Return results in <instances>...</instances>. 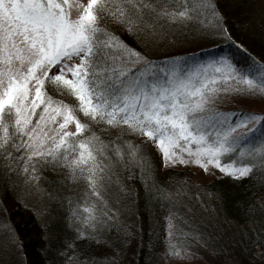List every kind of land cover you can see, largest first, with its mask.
Listing matches in <instances>:
<instances>
[{
	"label": "snow or ice",
	"instance_id": "1",
	"mask_svg": "<svg viewBox=\"0 0 264 264\" xmlns=\"http://www.w3.org/2000/svg\"><path fill=\"white\" fill-rule=\"evenodd\" d=\"M195 9L210 14V35L235 43L215 0L192 9L173 0H0V161L9 170L15 162L33 181L42 163L66 168L65 178L83 183L104 207L101 193L113 167L127 155L141 171L149 169V144L162 166H213L234 181L252 174L255 160L264 164V114L220 111L215 102L218 92L264 95V62L176 57L161 67L113 27L135 36L160 20H190ZM94 123L117 128L120 136L102 141ZM126 134L144 140L133 144L123 140ZM78 207L83 213L73 210V218L87 227H76L73 240L88 239L97 216L107 212L94 203ZM5 228L7 242L19 249L18 234ZM167 252L183 258L189 249L170 243Z\"/></svg>",
	"mask_w": 264,
	"mask_h": 264
},
{
	"label": "trees",
	"instance_id": "2",
	"mask_svg": "<svg viewBox=\"0 0 264 264\" xmlns=\"http://www.w3.org/2000/svg\"><path fill=\"white\" fill-rule=\"evenodd\" d=\"M173 2L187 3L192 9L204 0ZM215 3L235 43L210 35L207 29L213 21L201 9L193 10L190 20H160L153 25L154 31L145 28L135 36L119 26L113 27L122 40L161 67L165 58L176 57H194L207 63L231 55L238 65L250 63L251 57L264 62V34L258 27L252 31L247 27L256 0ZM192 63L188 61L189 65ZM219 99L215 107L220 111L258 112L245 109L246 105L235 100ZM115 130V135L100 132L102 141L119 137V130ZM133 137L124 135L123 140L135 144ZM116 144L127 153L121 139H116ZM147 152L151 154L149 169L141 171L136 159L127 155L121 166L113 167L114 192L106 187L101 194L107 206L97 203V209L103 207L107 216H97V226L88 229V239L75 240L76 227H87L73 218V210L81 212L74 204L82 194L80 188L70 185L66 194L65 176H58L61 170L40 164L43 172L38 173L40 177L35 173V180L42 179V184H46V195L56 197L54 203L62 196L68 197L66 207L58 205L52 217L42 221L25 193L35 189L36 184L26 180L27 189L20 192L18 179H24V175L15 170V162L9 170L0 161V217L15 230L21 242L19 249L8 243L6 229L0 224V264H165L163 249L170 243L189 249V254L179 258V264H264V164L260 160H255L253 173L239 181L223 176L201 185L191 167L161 169L153 148L147 147ZM192 200L201 209L197 211ZM170 219L171 229L167 227ZM66 243L71 246L66 248ZM1 245H5L4 250Z\"/></svg>",
	"mask_w": 264,
	"mask_h": 264
},
{
	"label": "rangeland",
	"instance_id": "3",
	"mask_svg": "<svg viewBox=\"0 0 264 264\" xmlns=\"http://www.w3.org/2000/svg\"><path fill=\"white\" fill-rule=\"evenodd\" d=\"M250 24H248V30L252 31L255 29V27H258L264 34V0H256V3L253 7L252 10V19L251 21H249ZM247 31V30H246ZM212 70L209 69V72H211ZM218 86L220 84V82H217ZM232 87H236V85H232ZM217 99L222 100V98L225 99H230V100H235L237 103H242V105H246L245 109H249V110H255L258 112H263L264 113V95H260V94H256V95H250L247 92H241V93H232V92H218L217 94ZM70 102V101H69ZM255 107L259 108L256 109ZM37 111H39V108L37 109ZM33 119H36V117H33ZM69 127L71 128L72 126L69 125ZM92 130L94 132H96L97 136L100 138V140H102L101 136H100V132L101 128L105 129V134L106 132H108L109 135H115L113 133L117 132V130H115L116 128L111 127V126H105L102 125L100 123H94L92 124ZM126 135H131V134H126ZM136 139L135 144H140L141 141L144 140L143 136H135L133 137ZM148 147L153 148V150L155 151V154L157 155V158L159 160V164L161 169L162 168H173V169H184L186 167H191V169L194 171L195 173V180L197 183L201 184V185H205L208 182L214 180L215 178H219V177H223L225 176L223 173H221L218 169H216L213 166H209V169L207 171H204L200 166L195 165V164H180L177 163L176 165H172V166H162V162H161V155L159 152L156 151L155 146L149 144ZM43 164V163H42ZM49 166H51L50 164H48ZM52 167V166H51ZM53 169H60L61 172L58 176H66L67 173V169L63 168V167H52ZM43 172V167L38 166L37 170H36V174L38 175V173ZM35 173H32L33 177H35ZM59 173V172H58ZM36 175V177H37ZM39 176V175H38ZM40 177V176H39ZM24 179H21L19 177L18 180L19 181V191L20 192H24L27 189V182L25 177L23 176ZM38 178V177H37ZM64 178V177H63ZM31 181V185L32 183L36 184L34 185L35 189L32 190H26L25 193L28 194V201L29 204H33L36 206L37 208V215L39 217V219H44V220H48L52 217L53 212L56 210L57 206L60 204L64 205V207L67 206L68 201L66 200L68 197H61L56 203H54V200L56 197H54L52 194H50L49 196L46 195L45 193V188H46V184H42V179L40 180H29ZM64 184L68 185L67 188V193L68 194L70 192L69 190V186L75 184L78 188H80V192L82 193L80 198H79V202L76 201L74 202V204L76 203L77 205V210L81 211L80 213H83V209L78 207V203H82L84 204L85 207H88V204L94 203L96 205V208H98V204L96 203L95 199L92 197H89L87 195V191L83 185V183L78 182V181H72L70 179H63ZM41 183V184H40ZM38 184V185H37ZM116 183H114V181L111 182H107L106 183V187H109L110 192H114ZM30 189L33 187H29ZM114 188V189H112ZM112 192V193H113ZM58 197V196H57ZM66 200V201H65ZM60 201V202H59ZM193 204L196 206L197 211L199 209H201L200 204L197 202V204L195 203L194 200H192ZM56 207H55V205ZM60 208H62V206H60ZM188 209V208H187ZM65 211V210H64ZM86 214V213H85ZM2 218L0 217V224H1V228H5V224L2 222ZM43 221V220H42ZM168 221V220H166ZM3 224H2V223ZM45 222V221H44ZM8 226V225H7ZM169 226V223L167 224V227ZM6 229V228H5ZM5 240V239H4ZM5 242V241H3ZM2 249H5V245H1ZM168 249V245L165 249H163V256H164V261L165 264H179V258H177L174 255H171L167 252ZM181 264V263H180Z\"/></svg>",
	"mask_w": 264,
	"mask_h": 264
}]
</instances>
